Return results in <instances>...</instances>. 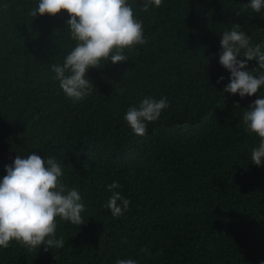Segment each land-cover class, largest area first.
Masks as SVG:
<instances>
[{
	"label": "trees",
	"instance_id": "1",
	"mask_svg": "<svg viewBox=\"0 0 264 264\" xmlns=\"http://www.w3.org/2000/svg\"><path fill=\"white\" fill-rule=\"evenodd\" d=\"M128 2L146 43L125 49L126 62L89 69L94 88L74 103L51 70L76 45L67 13L34 19L39 0H0V180L17 155L55 157L85 204L83 225L57 218L63 248L11 241L0 264H262L264 161H251L259 138L245 130L243 111L264 86L251 97L223 92L230 73L218 53L233 24L264 51V9H245L249 0H162L141 12L144 0ZM146 97L169 106L140 137L124 116ZM113 181L130 200L119 218L104 207Z\"/></svg>",
	"mask_w": 264,
	"mask_h": 264
},
{
	"label": "clouds",
	"instance_id": "2",
	"mask_svg": "<svg viewBox=\"0 0 264 264\" xmlns=\"http://www.w3.org/2000/svg\"><path fill=\"white\" fill-rule=\"evenodd\" d=\"M161 4L162 0H144L140 11L147 12L150 6L159 8ZM244 8L260 13L264 0H249ZM4 9L7 10V5ZM61 12L69 17L66 24L76 45L63 65L53 64L51 70L64 95L78 103L94 88L86 76L88 70L102 68L105 61L113 65L126 62L125 49L146 43L144 29L128 0H39L28 15L35 19L45 15L55 17ZM218 55L219 64L230 73L223 92L251 97L264 86V72L255 75L256 69L264 70L262 45L253 46L240 25L233 24L229 31L222 33ZM249 61H256L257 66L249 70ZM223 79L219 77L217 83ZM168 106L166 98L157 101L146 97L138 107L127 110L124 120L135 135L143 137L147 134V124L157 121ZM243 124L246 131L259 138V146L251 151V161L260 167L264 161V97L243 111ZM4 171L6 175L0 180V248H8L11 241L29 251L41 245L46 251L52 247L63 248L64 238H56L57 218L81 226L85 223L81 215L85 204L76 189H69L62 182L61 163L55 157L45 159L32 152L26 158L17 155ZM121 187L118 181H113L106 189L111 195L104 207L115 218L129 210L130 200L116 191ZM141 251L147 253L148 249ZM115 264H137V261L118 259Z\"/></svg>",
	"mask_w": 264,
	"mask_h": 264
}]
</instances>
